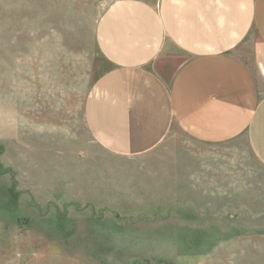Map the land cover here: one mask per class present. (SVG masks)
<instances>
[{
  "label": "crops",
  "instance_id": "obj_1",
  "mask_svg": "<svg viewBox=\"0 0 264 264\" xmlns=\"http://www.w3.org/2000/svg\"><path fill=\"white\" fill-rule=\"evenodd\" d=\"M65 53L99 69L81 110L89 141L148 156L166 216L201 194L211 159L198 149L242 142L264 169V0H0L1 83L60 81ZM173 135L194 150L160 155Z\"/></svg>",
  "mask_w": 264,
  "mask_h": 264
},
{
  "label": "rangeland",
  "instance_id": "obj_2",
  "mask_svg": "<svg viewBox=\"0 0 264 264\" xmlns=\"http://www.w3.org/2000/svg\"><path fill=\"white\" fill-rule=\"evenodd\" d=\"M68 54L60 81L0 82V264H264V169L243 143L198 149L211 159L197 165L201 194L166 216L150 204L164 196L149 188L148 156L89 141L81 110L99 69ZM191 149L173 135L159 154Z\"/></svg>",
  "mask_w": 264,
  "mask_h": 264
}]
</instances>
